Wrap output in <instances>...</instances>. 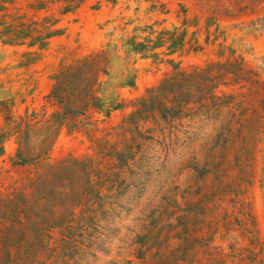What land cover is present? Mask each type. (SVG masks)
<instances>
[{
    "label": "rangeland",
    "instance_id": "374dc122",
    "mask_svg": "<svg viewBox=\"0 0 264 264\" xmlns=\"http://www.w3.org/2000/svg\"><path fill=\"white\" fill-rule=\"evenodd\" d=\"M59 26L34 60L0 39V264H264V0H84ZM166 30L182 49L128 43ZM86 86L55 135L53 90Z\"/></svg>",
    "mask_w": 264,
    "mask_h": 264
},
{
    "label": "trees",
    "instance_id": "16d2710c",
    "mask_svg": "<svg viewBox=\"0 0 264 264\" xmlns=\"http://www.w3.org/2000/svg\"><path fill=\"white\" fill-rule=\"evenodd\" d=\"M83 1L84 0H35L30 4L31 8L34 9L35 15L29 17L26 13H12L8 11L6 3L13 2V0H0V39L2 42L9 45L27 46L30 50L26 51L25 54L29 58H32L36 55L37 51H42L47 47L52 37L64 33L65 28L59 26L61 16L80 7ZM55 3L58 4L59 15L47 13ZM40 12H46L47 14L37 17V14ZM162 33H164L163 36H159L152 45L149 44L152 40L136 41L131 39L128 43L132 46L133 50L141 53H147L149 50L156 49L165 44H167V49L172 53L184 47L185 32L180 35H175L174 32L166 30ZM32 48L35 50H31ZM153 54L156 55V53ZM34 59H36V57L32 58V60ZM52 94L54 97L58 98L63 107V111L60 110L54 114L56 125L52 126L54 127L55 135L70 114L77 115L83 113L91 105L98 104L100 100L94 91H90V87L88 88L87 86L83 88L80 95L76 96V98H73L71 94L64 96L57 91V88L53 90ZM36 115L35 112L29 113L27 111L17 124L18 130H23L24 133H28L39 125L41 120L32 123ZM47 123L48 125H46L44 129L51 130L53 128L50 125L51 121H47ZM47 138V134H41L40 144L42 146V151L39 154L46 153L51 148L54 140H48ZM24 145L25 143H22V146H20L16 154V160L22 164L34 160V157H28L24 154ZM39 156L40 155L37 157Z\"/></svg>",
    "mask_w": 264,
    "mask_h": 264
}]
</instances>
